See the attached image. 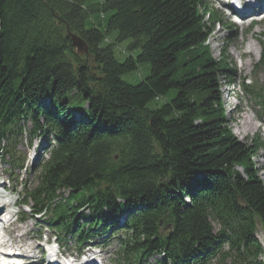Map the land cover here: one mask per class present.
I'll return each instance as SVG.
<instances>
[{
    "label": "trees",
    "instance_id": "16d2710c",
    "mask_svg": "<svg viewBox=\"0 0 264 264\" xmlns=\"http://www.w3.org/2000/svg\"><path fill=\"white\" fill-rule=\"evenodd\" d=\"M101 5L105 29L131 39L135 59L118 62L102 45L83 0H0V163L23 168V136L46 143L22 203L45 210L78 248L115 239L117 264H260L264 182L252 158L261 145L227 124L217 81L232 69L206 44L216 14L205 0ZM67 27L86 54L74 53ZM136 62L150 69L131 85L120 75ZM263 90L249 92L264 111ZM83 205L90 215H76Z\"/></svg>",
    "mask_w": 264,
    "mask_h": 264
},
{
    "label": "rangeland",
    "instance_id": "374dc122",
    "mask_svg": "<svg viewBox=\"0 0 264 264\" xmlns=\"http://www.w3.org/2000/svg\"><path fill=\"white\" fill-rule=\"evenodd\" d=\"M211 1L213 5L210 3V1L209 4L215 8L218 14V11H220L219 5L213 0ZM102 2L103 0H83L84 7L90 9L87 19L88 22L93 24L104 34L105 41L102 43V45H110L113 57L118 62L124 61V59L128 56H131L135 59L139 50L130 49L129 46L131 39H118L117 31H107L105 29V21L109 16L110 11L102 9ZM223 18L227 20L225 16H223ZM226 25L228 26L229 24L226 23ZM86 27H89V25L87 24ZM234 28H231L229 31H227L225 26L220 27L215 25L211 30V34L207 40V44L212 56L215 59H218V57H220L218 51L223 49V57L229 60L232 65V69L234 68V76H229L230 78H233L232 83L230 85L227 84L226 87H220V89L218 88L217 92L219 94L220 102L225 109L227 124L230 126L232 134L241 142L250 143L255 140L256 142H261L263 144V148L258 151L253 161L258 168L263 166L262 168L264 169V116H262L261 110L258 109L253 97L247 94L239 84V77H247L248 75L251 78L250 81L252 85L255 84L257 86H262L264 84V70L257 64L259 53L261 51L260 41H264V39L261 37L262 34H264V22L249 27L242 32H240L237 27L235 29ZM248 44L252 45V50H250L252 52H246L245 48ZM135 65V69L122 73L120 75V79L128 84L135 85L148 75L150 69L149 63L136 62ZM225 80H227V78L219 75L218 84L221 85V83ZM174 91L175 90L173 89L168 90L167 93L161 96L158 100L146 103V107L151 108L153 103L154 105H160L161 103L167 101L174 94ZM243 115H247L246 117L249 118L253 123V127L247 132L240 130L242 120L241 118ZM28 141L29 137H27V135L25 138L23 137V139L17 141L18 150L26 155L25 166L27 169H29L31 164H33L38 159V156L41 155L42 147L45 146V142H43V140L39 142V140L33 138L31 146H28ZM6 167V165H0V184L5 186L4 193L1 195L2 197H0V202L5 201L10 202L11 204H15L16 202L17 204L18 198L16 195H14V190L21 189V181L24 180L26 174L24 175V172L21 171L19 174V181H12L11 179L8 180V173L5 172ZM258 175L264 182V171L258 172ZM66 201L70 202V200ZM16 204L13 206L12 210L19 214V209L16 207ZM22 208L23 211L27 212L29 207L23 206ZM35 230V227H32V222H30L28 219V221L24 224H11L8 228V233L14 237L24 234L23 239H26L24 241H28V244H31L29 239L35 235ZM42 231L54 234V231L51 229H43ZM65 237V241L68 242L70 240L68 244H73L69 236L65 235ZM256 238L259 240V243H262L264 239L260 233L256 234ZM32 244L37 245L35 242H32ZM115 247V243L112 242L109 244V246L102 248L101 255L106 261L105 264L114 263L112 259L114 257L113 250ZM36 250V256L40 255L41 248L39 245ZM212 264L217 263L212 262Z\"/></svg>",
    "mask_w": 264,
    "mask_h": 264
},
{
    "label": "water",
    "instance_id": "95a60500",
    "mask_svg": "<svg viewBox=\"0 0 264 264\" xmlns=\"http://www.w3.org/2000/svg\"><path fill=\"white\" fill-rule=\"evenodd\" d=\"M66 36L69 38L70 44H71L75 54L82 55V54L87 53L88 46L85 43V41L82 40V38L79 35H77L76 33L70 32L68 27L66 28Z\"/></svg>",
    "mask_w": 264,
    "mask_h": 264
},
{
    "label": "bare ground",
    "instance_id": "6f19581e",
    "mask_svg": "<svg viewBox=\"0 0 264 264\" xmlns=\"http://www.w3.org/2000/svg\"><path fill=\"white\" fill-rule=\"evenodd\" d=\"M256 3H258V1L254 0L253 5H250L248 3V4H245V7L246 8L253 7V6H255ZM248 11H250V10H248ZM245 50H246V52H249L250 50H252V45L248 44L247 47L245 48ZM250 52H252V51H250ZM246 116L243 115L241 118L242 120H241V125H240L241 129L240 130H242L243 132H247L253 127L252 121L249 118H247ZM7 263L9 264V262H7Z\"/></svg>",
    "mask_w": 264,
    "mask_h": 264
}]
</instances>
